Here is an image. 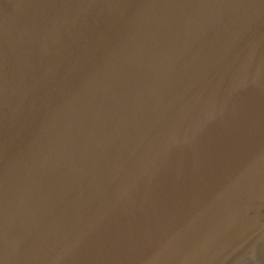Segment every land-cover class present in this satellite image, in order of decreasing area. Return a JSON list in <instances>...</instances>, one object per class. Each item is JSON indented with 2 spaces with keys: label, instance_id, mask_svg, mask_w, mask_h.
Here are the masks:
<instances>
[{
  "label": "water",
  "instance_id": "obj_1",
  "mask_svg": "<svg viewBox=\"0 0 264 264\" xmlns=\"http://www.w3.org/2000/svg\"><path fill=\"white\" fill-rule=\"evenodd\" d=\"M0 264H264V0H0Z\"/></svg>",
  "mask_w": 264,
  "mask_h": 264
}]
</instances>
